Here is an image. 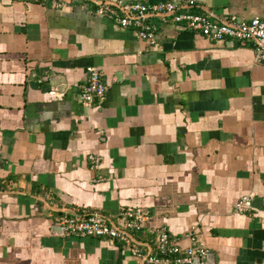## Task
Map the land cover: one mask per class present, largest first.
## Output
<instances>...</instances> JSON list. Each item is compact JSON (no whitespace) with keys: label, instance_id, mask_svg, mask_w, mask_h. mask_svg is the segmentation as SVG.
I'll list each match as a JSON object with an SVG mask.
<instances>
[{"label":"crops","instance_id":"0c3cea01","mask_svg":"<svg viewBox=\"0 0 264 264\" xmlns=\"http://www.w3.org/2000/svg\"><path fill=\"white\" fill-rule=\"evenodd\" d=\"M98 1L0 0V264H144L121 240L57 229L93 213L119 225L122 208L149 216L134 240L152 254L160 229L185 247L194 229L206 264H264L255 43L214 41L171 14L150 17L156 38L144 40L97 14ZM195 1L215 20L264 18V0ZM92 66L108 90L87 104ZM244 195L253 207L240 214Z\"/></svg>","mask_w":264,"mask_h":264},{"label":"built area","instance_id":"2783aa9c","mask_svg":"<svg viewBox=\"0 0 264 264\" xmlns=\"http://www.w3.org/2000/svg\"><path fill=\"white\" fill-rule=\"evenodd\" d=\"M40 2L48 0H37ZM70 2V0H65ZM55 7H61L64 0H52ZM196 5L195 0H162L157 2H125L124 0H99L97 14L117 19L126 28H132L139 38L153 41L156 38V26L150 17L173 15L174 21L186 28L198 32L214 41L238 40L252 41L256 45V60L264 61V18L254 17L243 21L236 15L215 20L210 14L196 13L190 10ZM188 8V10H187ZM89 80L82 87V100L87 104L102 102L108 90V84L96 67H89ZM92 165H100L101 158L91 154ZM252 199L244 195L236 203V212L242 214L252 209ZM146 212L122 208L120 223L115 224L104 216L93 213L87 216L63 215L59 218V225L66 235L83 237H105L110 240H121L129 246L132 254L144 264H206L209 249L205 242L191 230L188 234L191 244L183 246L181 240L172 235L167 229L158 231L157 254L143 249L140 243L134 240L130 231H140L148 223Z\"/></svg>","mask_w":264,"mask_h":264},{"label":"water","instance_id":"95a60500","mask_svg":"<svg viewBox=\"0 0 264 264\" xmlns=\"http://www.w3.org/2000/svg\"><path fill=\"white\" fill-rule=\"evenodd\" d=\"M50 81L52 83V87L58 90H64L65 88V84H59L60 82V78L57 77H52L50 78ZM58 84V85H56ZM58 231H60L61 233H63L62 228L60 226L57 227ZM196 263H199V260H196Z\"/></svg>","mask_w":264,"mask_h":264},{"label":"trees","instance_id":"16d2710c","mask_svg":"<svg viewBox=\"0 0 264 264\" xmlns=\"http://www.w3.org/2000/svg\"><path fill=\"white\" fill-rule=\"evenodd\" d=\"M88 215H89V214H88ZM140 231H141V233H144V230H140ZM140 231H135V232L131 233V235L136 234V236H133V238H137L138 241L141 240L140 237L137 236V234H138Z\"/></svg>","mask_w":264,"mask_h":264}]
</instances>
